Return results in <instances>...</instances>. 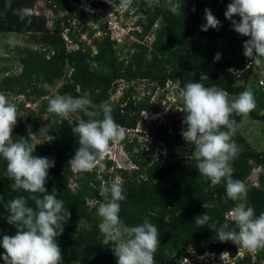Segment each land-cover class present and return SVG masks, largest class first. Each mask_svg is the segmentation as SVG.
I'll return each instance as SVG.
<instances>
[{"label": "trees", "instance_id": "16d2710c", "mask_svg": "<svg viewBox=\"0 0 264 264\" xmlns=\"http://www.w3.org/2000/svg\"><path fill=\"white\" fill-rule=\"evenodd\" d=\"M8 1L0 0V33H23L28 38L22 44H5L13 54H0V93L23 98L15 103L19 116L12 130L13 139L38 143L35 155L55 161L45 187L47 194L57 193L71 213L57 238L63 264H116L111 242L107 246L101 243L97 209L104 202L102 188L118 180L123 181L126 193V199L120 202L122 221L135 226L147 218L160 232L155 264H177L189 247L199 253L228 249L231 241H220L217 229L227 223L228 230L238 232L234 222L225 216L230 209L243 204L253 207L257 216L264 213V145L257 150L246 143L241 132L243 116H232L238 125L233 140L243 146L238 147L239 155L232 161V178L247 185L246 201H232L226 196L225 183L212 188L199 175L191 156L195 147L181 135L185 128L182 94L172 102L165 121L142 133L159 142L162 150L152 155L137 137L130 138V132L144 120L142 113L154 92L165 91L168 83H174L183 93L187 83L204 74L209 77L204 82L206 86L224 90L230 100L251 90L256 108L248 117L264 123V85H257L260 78L254 67L238 83L230 72L231 68L243 66V42L249 39L235 32L231 21L224 19L225 4L231 0H132L125 16L136 17V27L129 34L133 39L127 42V35L122 43L111 38L106 22L94 14L77 11L72 2L79 0H44L52 12L49 26L44 17L34 13L38 0ZM125 3L126 0H114L111 5L99 0L93 4L107 8ZM205 9H210L220 21L218 28L201 31ZM25 10L30 15L21 20ZM234 19L239 22L237 16ZM74 20L79 21L80 28L75 27ZM65 30L75 48L68 47ZM83 34L90 43L81 38ZM217 52L221 53L219 61L214 60ZM16 65L17 72L12 70ZM59 82L56 92H50L48 87ZM141 82L146 84L143 94L137 90ZM121 83L125 84L122 88ZM57 95L90 96V111L110 102L115 122L127 134L120 144L135 167H118L106 157L103 172L73 171L70 161L79 147V137L72 128L88 117L83 112L74 113L70 121L50 113L49 100ZM26 103L35 107L25 106ZM6 167V161L0 160V232L11 236L17 229L7 223L8 203L20 196L28 198L31 207H35V202L30 193L12 190L13 181L7 176ZM255 168H259L256 185L249 180ZM204 213L211 220L198 226L195 220ZM4 251L0 248V253ZM257 258L255 264L264 258V250L258 251ZM0 264H4L2 259Z\"/></svg>", "mask_w": 264, "mask_h": 264}, {"label": "clouds", "instance_id": "9594fccd", "mask_svg": "<svg viewBox=\"0 0 264 264\" xmlns=\"http://www.w3.org/2000/svg\"><path fill=\"white\" fill-rule=\"evenodd\" d=\"M106 2L112 5L114 0ZM131 2L132 0H126L125 8ZM117 7H107L104 11H112L115 19H118ZM29 15L25 10L20 19L25 20ZM224 15L231 21L235 32L249 37L243 42L244 56L260 63L264 58V0H231ZM236 16L240 18L239 22L234 19ZM204 18L201 31L220 26V21L210 9H205ZM104 22L108 25L111 38L117 42L122 43L127 35L130 36L131 29L122 31L125 24L120 25L122 28H111L109 20ZM114 32L121 33L114 36ZM220 59L221 53L217 52L214 60ZM234 75L240 77L243 72L236 71ZM208 80L206 74L201 75L199 80L187 83L183 90L185 128L181 135L188 145H194L195 150L191 156L196 161L195 167L199 175L206 178L210 187L215 188L225 183L227 198L232 201H246L247 185L232 178V161L239 155L238 146L233 140L238 125L232 116L233 113L249 115L256 108V100L251 90H245L236 99L230 100L224 90L206 86L204 82ZM91 104L90 96L74 98L57 95L50 98L48 105V111L62 120H68L71 114L79 112L88 117L72 128L75 136L79 137V147L70 163L71 168L72 165L75 168L72 170L79 173H89L97 169L103 172L104 159L110 145L123 142L127 135L115 122L112 116L113 105L110 102L105 101L97 110L90 111L88 109ZM18 116L17 105L0 93V160L6 161L7 176L13 181L10 185L12 190L30 193V198L35 202V207H31L28 205V198L20 196L8 203L7 223L14 225L17 231L11 236L0 232V248L5 250L0 253V259L4 264H63L57 238L62 234L63 225L68 222L71 213L65 207L64 201L57 198V193L47 194L45 184L49 169L55 166L54 159L35 155V146L38 143H31L26 138L13 139L12 130ZM101 194L104 202L97 209L100 218L99 231L103 237L101 243L107 246L111 242L116 264H155L154 256L160 245V232L147 218L135 226H128L122 221L120 202L126 199L123 181L118 180L104 186ZM210 220L211 217L204 213L195 223L205 226ZM232 221L238 232L228 230L229 225L226 223L217 229L220 241L237 242L253 253L264 250V213L257 216L253 207L241 204L234 209Z\"/></svg>", "mask_w": 264, "mask_h": 264}, {"label": "rangeland", "instance_id": "374dc122", "mask_svg": "<svg viewBox=\"0 0 264 264\" xmlns=\"http://www.w3.org/2000/svg\"><path fill=\"white\" fill-rule=\"evenodd\" d=\"M11 2V0L8 1V4ZM117 11L119 14L118 19H115V15L113 12L107 13L104 10H101L98 12V15L100 16L99 20H109L110 27H119L122 28L120 25L123 23L126 25L124 27L123 32H127L128 30H133L136 27V17L131 16H125L126 9L125 6L122 8L117 7ZM115 10V9H112ZM34 13L39 17H44L45 21L47 22V26L51 24L52 19V12L51 10L45 5L44 0H38L34 5ZM74 23L76 24V28H80L81 24L78 20H74ZM97 24H94V27H96ZM121 32H114V36H119ZM28 38L27 35L23 33H11V32H5L0 33V54L9 56H12V51L5 47L6 43H24L26 42V39ZM83 39H86L87 43H90V40L86 38V35L83 34L81 37ZM127 42L129 40L133 39V36H127ZM70 48V47H69ZM126 50V49H125ZM124 50V51H125ZM122 55V54H121ZM255 62V61H254ZM3 62L0 61V66H2ZM13 71L17 72L19 71V66H13ZM254 70L256 74L259 76L260 79L264 80V58L261 59L260 63H256L254 65ZM242 78H239L235 82H241ZM61 82L57 83L53 87H48L50 92L55 93L56 89L59 87ZM125 84L121 83L120 87H124ZM146 84L144 82H141L137 85V90L141 92V94L145 91ZM167 90L158 89L156 92H154V95L151 99V102L149 103L146 111L142 113L143 119L142 122L138 125L137 129L130 132V138L137 137L138 141L141 142L142 147H145L150 151V154L155 155L156 152L162 150L161 144L159 142H156L155 139L151 138L150 136L142 133H147L150 129L153 128L155 123H159L160 121L166 120V114L171 110L172 108V102L175 98L181 96L182 91L181 88L177 84L174 83H168ZM219 89V88H217ZM120 93V91L117 92L115 96H117ZM8 100L12 103H19L23 100L22 96H13L9 95L7 96ZM25 106L35 107V104L32 103H26ZM146 113V115H145ZM73 118V114L70 115L68 118L70 121ZM156 119L158 121L154 122ZM160 120V121H159ZM183 123V122H182ZM241 132L243 136L246 139V143L257 149L260 150L264 145V123L250 119L247 116H243L242 124H241ZM238 147L243 149V146L241 144H236ZM135 152L138 151V149H134ZM107 158H111L116 166L121 168H134V164L130 161L128 153L125 151V149L122 147V145L119 144H112L109 147V150L106 154ZM259 168H255L252 172V174L249 176V180L254 184L257 179Z\"/></svg>", "mask_w": 264, "mask_h": 264}, {"label": "built area", "instance_id": "2783aa9c", "mask_svg": "<svg viewBox=\"0 0 264 264\" xmlns=\"http://www.w3.org/2000/svg\"><path fill=\"white\" fill-rule=\"evenodd\" d=\"M92 1H98V0H79L78 2H72V4L73 6L76 7L77 11H84L90 14H94L95 16L100 18V16L98 15V12L106 8L104 7L97 8L94 6ZM225 5H226L225 8H227L228 4H225ZM120 8L122 7L120 6ZM111 12L112 11H110L109 13ZM237 18L238 20L240 19L238 16ZM224 19L228 20L225 18V15H224ZM102 21L104 22V20ZM63 36L68 43V47L74 48L75 46L73 45V43H71V40L67 36L66 30L63 32ZM152 38L153 36L149 37L150 40ZM118 41H121L120 38H118ZM254 65H255L254 60L252 61L251 58L246 57L244 64L241 68H231L230 69L233 79L237 81L251 67H254ZM236 71H242L243 75L240 77H236L234 75V72ZM257 85L263 86L264 81L262 79H259ZM72 168L75 170L73 165H72ZM115 180H118V178H115ZM254 184L256 185L257 182H255ZM234 209L235 208L230 209L225 215L226 218L230 221H232V215H233ZM257 255H258V252H255V253L250 252L244 249L239 243L231 241L229 248L223 251H211V252H206V253H199L195 251L192 247H189L188 249H186L184 254H182L178 258L177 264H240L243 261H248L249 264H255L258 262ZM258 264H264V258L260 260Z\"/></svg>", "mask_w": 264, "mask_h": 264}]
</instances>
